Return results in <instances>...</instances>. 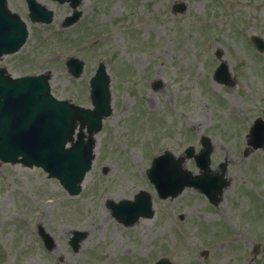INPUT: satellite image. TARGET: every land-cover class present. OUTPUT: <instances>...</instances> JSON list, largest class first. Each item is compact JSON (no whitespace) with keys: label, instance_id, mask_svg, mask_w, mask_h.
Listing matches in <instances>:
<instances>
[{"label":"rangeland","instance_id":"374dc122","mask_svg":"<svg viewBox=\"0 0 264 264\" xmlns=\"http://www.w3.org/2000/svg\"><path fill=\"white\" fill-rule=\"evenodd\" d=\"M52 5L51 0H39ZM185 2L183 14L173 4ZM51 25L32 24L25 0L10 9L30 27L13 57L0 59L13 76L53 74V94L91 107L89 81L100 60L112 77L113 115L97 135L96 160L79 196L38 168L0 163V264H264V149L245 157L255 119H264V0H83V17L63 28L71 13L57 6ZM222 61L235 85L214 80ZM86 60L74 79L68 57ZM161 86L154 89V84ZM213 144L212 168L226 163L228 186L217 206L194 189L161 201L147 177L166 150ZM190 170L198 173L193 160ZM107 170V171H105ZM155 198L156 215L126 228L108 201ZM42 226L55 241L48 252ZM75 230L87 237L78 252ZM258 251L255 253V251Z\"/></svg>","mask_w":264,"mask_h":264},{"label":"water","instance_id":"95a60500","mask_svg":"<svg viewBox=\"0 0 264 264\" xmlns=\"http://www.w3.org/2000/svg\"><path fill=\"white\" fill-rule=\"evenodd\" d=\"M0 9L5 13L4 0H0ZM32 17L36 18L34 15ZM39 17L49 21L52 14L44 12ZM16 19L11 18L7 28V31L11 30L8 33L10 38L0 46V51L13 52L24 42L27 32L19 19ZM71 23L72 21L68 22ZM99 76L106 79L92 82V98L96 109L91 111L55 100L50 94L47 78L44 76L13 81L0 72V159L4 162H21L30 167L34 165L43 167L51 177L58 178L72 194L79 193L80 184L91 168L94 142L93 140L85 142L83 137H80L73 147L67 149L66 145L73 138L77 121H81L82 128L88 124L89 131L94 129L97 132L101 130L103 117L111 113L108 78L103 70L99 72ZM260 124L264 123L257 120L253 137L256 136L255 132ZM252 145L254 149L264 147V132L260 141L253 142ZM210 152L208 146L205 152L208 164ZM181 163V160H174L170 154L155 161L149 177L156 184L162 197L176 196L186 186L200 187L201 177L193 176ZM198 164L201 165L199 162ZM202 167L208 172V166ZM208 176L206 173L202 177ZM222 177L219 192H213V186L206 190L211 200L216 194H221L227 184ZM112 207L119 220H126L124 222L126 225H133L139 216L153 215L151 204L140 196L134 204L124 202L113 204ZM139 208H143V211ZM75 234L76 237L73 239L75 241H82L86 237L85 233ZM157 264L171 263L161 260Z\"/></svg>","mask_w":264,"mask_h":264}]
</instances>
